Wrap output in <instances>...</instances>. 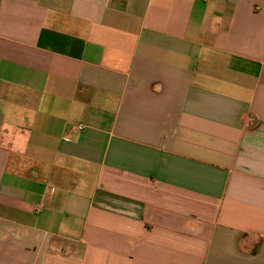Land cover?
<instances>
[{"label": "crops", "instance_id": "0c3cea01", "mask_svg": "<svg viewBox=\"0 0 264 264\" xmlns=\"http://www.w3.org/2000/svg\"><path fill=\"white\" fill-rule=\"evenodd\" d=\"M0 264H264V0H0Z\"/></svg>", "mask_w": 264, "mask_h": 264}, {"label": "built area", "instance_id": "2783aa9c", "mask_svg": "<svg viewBox=\"0 0 264 264\" xmlns=\"http://www.w3.org/2000/svg\"><path fill=\"white\" fill-rule=\"evenodd\" d=\"M80 129H83V127H79Z\"/></svg>", "mask_w": 264, "mask_h": 264}]
</instances>
